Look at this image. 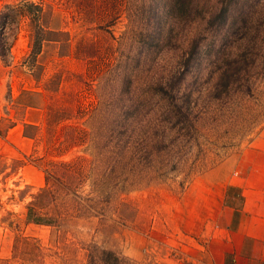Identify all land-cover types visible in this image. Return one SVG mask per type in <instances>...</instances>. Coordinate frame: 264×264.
Instances as JSON below:
<instances>
[{"label": "rangeland", "instance_id": "374dc122", "mask_svg": "<svg viewBox=\"0 0 264 264\" xmlns=\"http://www.w3.org/2000/svg\"><path fill=\"white\" fill-rule=\"evenodd\" d=\"M254 147L264 0H0V264H199ZM49 176L68 211L28 223Z\"/></svg>", "mask_w": 264, "mask_h": 264}, {"label": "crops", "instance_id": "0c3cea01", "mask_svg": "<svg viewBox=\"0 0 264 264\" xmlns=\"http://www.w3.org/2000/svg\"><path fill=\"white\" fill-rule=\"evenodd\" d=\"M215 217L208 255L199 264H264V147L244 152Z\"/></svg>", "mask_w": 264, "mask_h": 264}, {"label": "trees", "instance_id": "16d2710c", "mask_svg": "<svg viewBox=\"0 0 264 264\" xmlns=\"http://www.w3.org/2000/svg\"><path fill=\"white\" fill-rule=\"evenodd\" d=\"M109 147H106L105 153L107 154L109 151H111L110 153H112L113 155H116L117 160L115 161L114 166L110 169L108 175L106 177H108L109 179L111 177H113L114 175H117V170L119 168L123 169V167H128V166H132V169L135 170V165L140 162H133L134 161V156L132 157H127L128 159L126 160L122 155L123 153L127 150L124 149V147H111L113 148V150H109L107 151ZM128 149H130L128 147ZM135 151H128V153H134ZM122 160V164L121 165H116L118 159ZM61 167V165H60ZM63 168H65L66 173H70L71 175L73 170H74V166L71 164H63ZM55 176V175H54ZM110 176V177H109ZM67 177V176H66ZM53 180H52V179ZM119 177L117 176L115 178V181L119 180ZM110 181H114L110 180ZM106 182V181H105ZM75 183L74 181H69L68 184H64L61 179L58 177V179L54 180V177H48L47 178V183L45 188L39 193V195L34 199V201L32 203L29 204L28 206V211H27V219H28V223H34V224H40V225H51L53 222L58 221L62 218V214L63 212L67 210V208H62V209H58V212L53 213L52 209L53 207L57 209L58 205V201L61 197H59V192L63 191V192H70V187L73 186ZM76 197V196H75ZM78 198V197H77ZM51 204V205H50ZM45 210H49L48 213L52 214V216L54 217H48V213H44ZM47 216V217H46ZM103 257L105 259H103ZM108 259L111 260V263L109 264H119L120 262V258H118L115 253L113 252H102V256L101 259L103 262H108ZM94 260L90 259L89 260V264H94ZM104 264V263H103ZM108 264V263H107Z\"/></svg>", "mask_w": 264, "mask_h": 264}]
</instances>
